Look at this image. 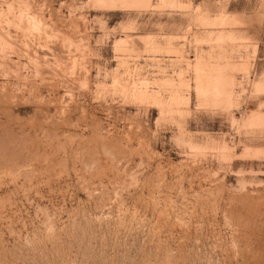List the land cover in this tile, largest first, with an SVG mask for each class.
Wrapping results in <instances>:
<instances>
[{
    "label": "rangeland",
    "instance_id": "1",
    "mask_svg": "<svg viewBox=\"0 0 264 264\" xmlns=\"http://www.w3.org/2000/svg\"><path fill=\"white\" fill-rule=\"evenodd\" d=\"M122 2L0 0V264H264V0Z\"/></svg>",
    "mask_w": 264,
    "mask_h": 264
},
{
    "label": "bare ground",
    "instance_id": "2",
    "mask_svg": "<svg viewBox=\"0 0 264 264\" xmlns=\"http://www.w3.org/2000/svg\"><path fill=\"white\" fill-rule=\"evenodd\" d=\"M110 1H111V2H110ZM112 1H113V2H116V0H109V1L105 0V2H108V3L110 2L109 5L112 3ZM124 1H125V3H126V0H124ZM138 1H139V2H142L143 0H138ZM121 2H122V0H120V3H121ZM131 2H132V0H130V3H131ZM117 3H118V2H117ZM117 3H116V5L118 6L120 3H119V4H117ZM122 3H123V2H122ZM125 3H123V4L125 5ZM130 3H129V4H130ZM132 3H135V2H132ZM106 4H107V3H106ZM142 4H143V3H142ZM112 5H113V4H112ZM144 5H145V4H144ZM114 6H115V4H114ZM110 7H111V6H110Z\"/></svg>",
    "mask_w": 264,
    "mask_h": 264
}]
</instances>
